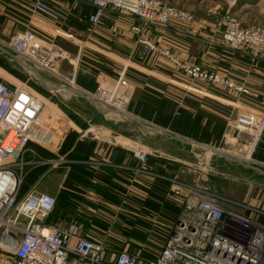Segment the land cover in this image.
Returning a JSON list of instances; mask_svg holds the SVG:
<instances>
[{
    "label": "crops",
    "instance_id": "obj_1",
    "mask_svg": "<svg viewBox=\"0 0 264 264\" xmlns=\"http://www.w3.org/2000/svg\"><path fill=\"white\" fill-rule=\"evenodd\" d=\"M37 1L0 0V48L7 47L17 33L32 29L46 42L69 54L56 64L59 69L56 76L62 81L70 84L78 72L81 78H95L92 82L97 84L106 76L117 77L119 72H124L129 80L126 90L129 114L99 103L97 109L91 101L99 115L97 124L84 120L88 115L80 112L72 119L67 117L65 136L55 147H43L40 140L44 135L35 136V143L29 142L30 153L35 156H43L42 148L55 155L43 156L46 159H64L67 174L73 165L87 172L83 181L74 180L66 186L65 178L53 191V195L61 190L64 194L48 224L66 226L76 221L83 230L106 237L112 252L128 249L132 242L111 238L144 237L147 241L151 236L170 235L181 212L172 192L175 187L168 180L173 176L178 179V154L186 152L189 159L188 162L184 159L182 164L190 167L189 170L196 166V158L203 156L195 149L207 152V147L218 149L239 139L231 124L241 113L264 115V53L256 56L251 49L232 51L219 41L222 13L226 10L235 14L245 27L264 28V0H177L194 15L193 21L144 30L158 44L170 48L179 59L200 63L206 70L217 71L242 84L247 92L241 95L221 94L208 83L193 81L157 54L144 58L137 36L131 30L133 24L141 22L132 15L109 8L102 23L92 26L89 22L94 12L92 0H41L56 14L55 18L35 12ZM85 47L93 49L91 57L84 54ZM0 55L8 56L2 52ZM101 68L106 69L92 72ZM0 74L9 75L3 67H0ZM63 89L69 94L85 92L78 85ZM51 112L53 114L55 109L51 108ZM76 125L83 129L95 126L101 138H80ZM153 137L164 138L157 142L156 148H150ZM69 139L73 140L72 144L60 154L61 147ZM77 142L84 146L95 143L86 159L68 157ZM259 142L253 157L255 164L263 166L264 132ZM149 150L147 171H144L135 152ZM47 169L28 192L37 187ZM182 189L187 191L185 187ZM0 264L12 263L0 255Z\"/></svg>",
    "mask_w": 264,
    "mask_h": 264
},
{
    "label": "built area",
    "instance_id": "obj_2",
    "mask_svg": "<svg viewBox=\"0 0 264 264\" xmlns=\"http://www.w3.org/2000/svg\"><path fill=\"white\" fill-rule=\"evenodd\" d=\"M94 12L89 16L92 26L102 23L109 8L132 15L141 24H133L132 32L142 47L144 58L157 54L193 81L210 84L221 94H245V87L219 72L206 70L200 63L178 58L170 49L158 44L144 32L145 28L193 21L194 15L164 0H92ZM38 14L55 18L56 14L41 0L34 5ZM220 44L232 51L251 49L254 55L264 53V28L244 27L238 17L226 13L222 19ZM17 56L37 70L58 76L56 64L69 54L53 43L46 42L32 29L17 33L7 44ZM21 81L12 82L0 74V255L12 264H264V221L252 212L226 209L206 188L172 180V192L181 207L174 229L156 258L143 260L128 249L112 252L104 236L83 230L78 222L66 226L50 225L47 220L56 206L49 193L30 191L19 197L24 164L14 161L36 142L34 130L43 112L50 113L51 100ZM70 84L77 87L75 80ZM124 72L117 77H104L94 92L86 93L105 108L129 114ZM53 104V105H52ZM78 128L82 139H99L98 130L89 125ZM231 127L247 135L253 149L264 132V115L243 112ZM253 151V150H252ZM32 153V152H31ZM150 151H136L142 170ZM63 159H46L43 164L63 163ZM182 187L187 188L184 191ZM264 216V215H262ZM10 241L9 245L7 244ZM9 254V255H8ZM11 254V255H10Z\"/></svg>",
    "mask_w": 264,
    "mask_h": 264
},
{
    "label": "rangeland",
    "instance_id": "obj_3",
    "mask_svg": "<svg viewBox=\"0 0 264 264\" xmlns=\"http://www.w3.org/2000/svg\"><path fill=\"white\" fill-rule=\"evenodd\" d=\"M164 1L183 10H185L184 8H187L185 6H182L177 0ZM184 5H188V3H185ZM226 13L232 12L230 10H226L225 12H223L222 19ZM72 47L77 49L75 45H73ZM4 48L13 53V51H11L6 46ZM84 54L91 57L94 54V51L89 47H85ZM3 57L6 58V67H4V71L9 75L2 76H5L7 80L12 82L21 81L25 85L40 92L43 96L49 98L54 104H52V108L55 109V112H53L52 114L51 111L50 113H48L45 110L40 119L39 126L34 130V133L36 134L34 135L36 136V138L44 135L41 138L42 140H40V143L44 148H53L64 138L65 134L63 130L64 127L68 124L67 117L72 119V116H77V114L79 115L80 112H83L88 115L86 117L88 119H84L83 117H80L79 119H84L90 121L92 124H97L98 121L96 120L99 118V115L91 106V101L88 98L81 97L82 94L79 92L72 91L71 94H69L63 88H59L55 86V84L49 83L48 80H51L54 83L66 85L68 88L75 86H71L69 83L62 81L53 73L36 69L46 78L47 81L43 82L35 72L21 67L9 56ZM8 70H13L19 77L10 74ZM57 72H59V69H57ZM100 81L101 80H99L98 84L100 83ZM22 83H19V85H21ZM76 84L81 89L88 92H94L96 90V87L98 86L96 82L92 83V87H90L91 83H89L86 88L82 87L78 83ZM235 132L237 135H239V139L237 141H235L233 144H230V142H228L224 144L222 148H218L220 149V153L223 154V156L208 153V151H199V149H195L198 153L201 152L203 156H201L200 158H196V166H193V169L191 168L188 170V168L190 167L182 164V161H184V159L186 162H188L189 157L186 155V152H183L184 154H178L177 159L179 161L176 160V162L179 164V170L177 174L178 179L176 180L184 184H193L198 185L201 188H206L211 192V194L216 196L221 201L226 209L250 213L252 212L251 210H246L244 208V206H250L252 210L256 209V211L259 212V214L255 213L254 217H256L257 220L263 222L264 216L262 215H264V165L262 166L254 163L252 151L254 150V146L251 138L247 135L239 134L237 131ZM160 139L163 140L164 138H150V148H156L157 142ZM180 148H182V146H180ZM207 157L208 159H206ZM246 158L249 159L245 160ZM13 160L18 162H20L21 160L23 161L24 164L22 165V169L19 170V172H22V178L24 179V176L28 170L32 169L35 166H43L40 164V162L43 164L46 158L43 156L40 157L39 155L35 156L29 151H26L20 156H15ZM64 164L65 161H63V163L61 162L58 164H54L53 169L51 168L52 164H50L49 166L44 165L48 168V172L45 174L44 178L40 179L39 184L33 190L41 193L50 192V194L52 193L51 195H53V191L56 190V188L66 178L67 169L64 168ZM257 169H260V172L256 171ZM174 178H176V176L168 178L171 184L172 180L170 179ZM111 239L118 242L120 241V239L126 240V238ZM162 239L163 238L161 237L155 236L149 237V243L145 246L146 249L156 254L161 249L157 246V244H161ZM9 243L10 241L7 244L9 245Z\"/></svg>",
    "mask_w": 264,
    "mask_h": 264
},
{
    "label": "trees",
    "instance_id": "obj_4",
    "mask_svg": "<svg viewBox=\"0 0 264 264\" xmlns=\"http://www.w3.org/2000/svg\"><path fill=\"white\" fill-rule=\"evenodd\" d=\"M0 67H3V68L6 67L5 58H3L1 56H0ZM100 67L101 66H98V68H100ZM103 69H106V68H101V69H98V70H94L93 69L92 72L94 74L95 73H99V71H101ZM8 72L10 74H12V75H15V76L19 77L13 70H8ZM108 72L111 73V70H109ZM80 76L81 75L78 72V75H77V77L75 79L76 83H78L79 85H81L84 88H86L89 85V83H91L90 87L93 86L92 83H94V82H92V81L95 78H93V77L81 78ZM73 117H75V116H73ZM72 142H73V140H71V139L66 140V145L64 144V146L61 147L59 153L60 154L65 153L67 151V149H68V144L70 146L72 144ZM259 143L260 142L257 143L256 149L258 148ZM84 145L85 144H83V143L77 142L75 144L73 152L70 153L68 155V157L72 158V159H81V160L86 159L88 157V155H90L92 149H94L95 143H90V145H88V146H84ZM40 151H41L40 153L43 156H45V157H52V156L54 157L55 156L54 154H52L51 152L46 151L45 149L41 148ZM253 156H255V153L253 154ZM46 169H47V167H45V166H38V167H36V168H34L32 170H28L26 172V174L24 176V179L22 181L21 187H20L19 197L24 196L30 190V188L36 183L38 178L46 171ZM84 175H87V172L85 171V169H83L81 166L73 165L71 170L68 172V174L66 176L64 184L67 186V185H70L74 180L83 181V176ZM63 194H64V190H61L58 193V195H53L55 197V199H56L55 208L59 204V201L61 199H63ZM55 208H54V210H55ZM53 212H52V214H53ZM47 223H48V220H47ZM168 236L169 235L161 237V238H163L161 240V244H157V246L162 249V245H164V243H165L166 239L168 238ZM126 240H128L129 242H132L131 246L128 248V251L131 252V253L139 254L140 258L143 259V260L156 258L157 253L161 250L160 249L156 254H154V253L150 252L149 250H147L145 246L148 245L149 238L146 241V238H144V237H127ZM138 243H140V244H138Z\"/></svg>",
    "mask_w": 264,
    "mask_h": 264
},
{
    "label": "water",
    "instance_id": "obj_5",
    "mask_svg": "<svg viewBox=\"0 0 264 264\" xmlns=\"http://www.w3.org/2000/svg\"><path fill=\"white\" fill-rule=\"evenodd\" d=\"M0 52H2V53H4V54H6V55H8L10 58H12V60H14L17 64H19V65H21L22 67H24V68H26V69H29L30 71H32V72H35L37 75H38V77L43 81V82H46L47 80H46V78L42 75V74H40L36 69H33L32 67H30V66H28L27 64H25L22 60H20L16 55H14L13 53H11L10 51H8V50H6L5 48H0ZM57 85V87H60V88H66L67 86L66 85H62V84H56ZM86 92V91H85ZM85 92H83V93H81L85 98H88L90 101H92L93 102V104L95 105V107H97V109H99L98 108V103L95 101V100H93L88 94H86ZM136 121L137 122H139L137 119H136ZM140 123V122H139ZM207 150L208 151H210V152H212V153H214V154H218V155H222L223 156V154H221L220 153V150H218L217 148H209V147H207ZM258 170H260V169H258Z\"/></svg>",
    "mask_w": 264,
    "mask_h": 264
},
{
    "label": "bare ground",
    "instance_id": "obj_6",
    "mask_svg": "<svg viewBox=\"0 0 264 264\" xmlns=\"http://www.w3.org/2000/svg\"><path fill=\"white\" fill-rule=\"evenodd\" d=\"M249 158H246L245 160H248Z\"/></svg>",
    "mask_w": 264,
    "mask_h": 264
}]
</instances>
